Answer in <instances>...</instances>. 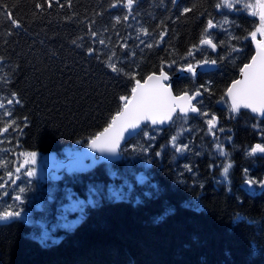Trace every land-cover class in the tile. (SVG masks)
Segmentation results:
<instances>
[{"label":"trees","instance_id":"obj_1","mask_svg":"<svg viewBox=\"0 0 264 264\" xmlns=\"http://www.w3.org/2000/svg\"><path fill=\"white\" fill-rule=\"evenodd\" d=\"M209 19L217 53L199 46ZM258 24L223 0H134L131 9L127 0H0V193L21 153L63 155L88 144L137 80L163 69L176 95L202 94L198 116L143 127L118 162L57 180L23 177L24 207L44 208L0 223V264H264V155L252 156L264 128L233 117L227 98ZM205 59L217 69L174 77ZM225 137L227 177L216 142ZM100 185L120 189L117 197L103 195L71 231L57 230L59 241L42 239L69 197ZM14 196L0 194V215L20 206Z\"/></svg>","mask_w":264,"mask_h":264},{"label":"snow or ice","instance_id":"obj_2","mask_svg":"<svg viewBox=\"0 0 264 264\" xmlns=\"http://www.w3.org/2000/svg\"><path fill=\"white\" fill-rule=\"evenodd\" d=\"M134 0H127V7L131 9ZM223 4L228 7H232L229 0H223ZM222 5L217 4L216 7L220 8ZM39 7V5H38ZM259 16H260V27L259 31L264 35V0L259 4ZM190 9H184L185 12ZM127 19V17H125ZM119 22V18H117ZM15 24L16 22L13 21ZM227 23V21H225ZM18 26V25H17ZM216 25L211 19L207 21V27L205 29L206 35L200 40L201 45H207L213 50L216 49L217 45L213 42V39L207 34L209 29L215 28ZM147 34V30H143ZM95 35V33H93ZM256 32L252 33V38L255 39ZM101 44L104 43L103 40L99 41ZM124 47H127L124 45ZM151 47V45H149ZM195 47V46H193ZM115 55V53H113ZM192 51L188 52V56H193ZM175 63V62H173ZM211 64H215V61H211ZM200 64H209L206 59L197 62L196 65L192 63L186 64L181 70L186 71L195 75L196 68ZM108 67L112 69L113 72L117 71L115 64L109 62ZM172 67V65H169ZM243 79L235 81L232 86L227 90V96L231 97V111L233 113H238L241 107L246 109H251L253 113H259L264 116V41L258 42V52L252 59L251 64H247L243 68ZM161 74L159 76L149 75L147 77V82L141 84L139 80L136 81L135 87L132 88V98L129 100L128 97H121L120 99L125 101L124 112L122 115L125 120L122 124L120 132L124 128H135L141 120L150 121L153 125L163 124L166 120H171L173 114L179 108L180 113L187 115L189 112L198 113L200 109L193 105L192 101L196 100L197 97L201 95V92L197 90L194 95L189 96L187 93L174 97L171 93V86L165 85L162 81L167 80L168 74L160 69ZM199 103V101H197ZM8 103H13L9 101ZM16 103H19L17 100ZM4 107L0 104V108ZM207 115V113H203ZM115 123V122H114ZM207 129L211 133L216 127L217 118L213 116L211 119L207 120ZM223 131V129H220ZM214 134V133H213ZM175 141V137L172 138ZM119 140V132L115 133L114 136L107 137L105 139L103 147L108 151H115L116 144ZM95 144V141L93 142ZM181 149H177L180 151ZM253 152L264 153V147L260 144H256L255 148L252 149ZM228 168H224V175L227 177ZM31 175V173H29ZM23 191V189H21ZM11 215V214H9Z\"/></svg>","mask_w":264,"mask_h":264},{"label":"rangeland","instance_id":"obj_3","mask_svg":"<svg viewBox=\"0 0 264 264\" xmlns=\"http://www.w3.org/2000/svg\"><path fill=\"white\" fill-rule=\"evenodd\" d=\"M262 0H229L232 7L224 5L226 8H239L250 15H254L258 19V26L254 32H256L255 40L264 41V35H262L258 30L260 27V16H259V4ZM218 136V135H217ZM216 138V134L213 136ZM222 136H220V139ZM229 141L228 138H223V140L217 139V147L219 156L225 159L224 167L230 170L231 165L228 162V155L225 150V145ZM77 147H72L67 149L63 155L49 154L41 155L38 153H21L18 158L16 157V168L17 172L15 175L5 179V182L1 184V193L5 197L9 196L14 192V200L20 205L15 209H6L0 215V223L10 221L13 219H27L30 217L32 211L35 209H43L42 203L30 202L27 207H24V186L20 184L23 177L37 178L42 181L57 180L63 177L69 172V169L64 166L66 158L71 157L76 152ZM228 170V172H229ZM31 173V175H29ZM228 174V173H227ZM23 189V191H21ZM117 189L114 188L105 190L102 186H92L83 198H72L69 197L68 202L64 204L60 209V213L55 216L54 222H46L43 224L42 239L44 241H54L59 238L55 235L57 230L63 232L71 231L80 221L85 217L86 211L89 207L98 204L103 195L111 197H117ZM11 214V215H9Z\"/></svg>","mask_w":264,"mask_h":264},{"label":"water","instance_id":"obj_4","mask_svg":"<svg viewBox=\"0 0 264 264\" xmlns=\"http://www.w3.org/2000/svg\"><path fill=\"white\" fill-rule=\"evenodd\" d=\"M258 42H260V41L259 40H255V39L252 40V44H253V48H254V52H255L253 57H255L257 55ZM201 46L210 48L207 45H201ZM210 49H212V48H210ZM212 51H213V53H217V47H216L215 50L212 49ZM253 57H252V59H253ZM252 59H251L249 64L252 63ZM243 68H242V70H243ZM216 69H217V65L216 64L213 65V64H211L209 62V64H207V65L200 64L196 68L195 75H193L191 73H188L186 71H182L180 69L175 74L174 77L175 78H179V77L185 76V75H192L193 77H196L199 72H209V71H214ZM242 70L240 71V74H239L238 78L235 81L241 80V79L244 78ZM160 74L161 73H159V74H151V75L159 76ZM168 77L169 78L167 80L162 81V82L166 86L167 85L171 86L172 96H174V97L181 96V95H176L174 93L173 83H172L174 78L171 75H169V74H168ZM235 81H233L231 83L229 88L232 86V84ZM146 82H147V78L143 82H140V83L141 84H145ZM187 94L189 96H192L189 93H187ZM131 98H132V95H131L130 99ZM201 98H202V94L199 97H197L196 100L192 101L193 105H195V103H197V101H199ZM228 99H229V101L231 103V97H228ZM240 111H248L252 115L258 116V117L264 119V116H262L259 113H253L251 111V109H246V108L241 107ZM123 112H124V107L122 108V110L117 115L114 116V118L112 119L111 124L108 127H106L103 131H101L99 134H97L92 140H90V142L88 144H86L81 149H79L77 152H75L71 157L67 158L65 160V162H64V165L67 166L69 168V170L80 174V173H85V172H88V171L92 170L100 162H104V163H115V162H118V161H120L122 159V155H121L122 148L128 142H130L136 135H138L141 132V130L143 129V127L150 126L151 128L165 129V128L169 127L174 122V120H175V118L177 116L189 117V116H198L200 114V112H198V113L189 112L187 115H185L183 113H180L179 108H177L176 112L173 114L172 119L171 120H166L163 124L158 123V124L153 125L150 121L141 120L139 122V124L137 125V127H135V128H124L123 131L120 132L122 124H123V122L125 120V117L122 115ZM117 132H119V140H118V143L116 144V150L115 151H108L106 148L103 147L105 139L107 137L114 136V134L117 133ZM94 141H95V144L93 143ZM255 153H256V155L262 154V153H260L258 151L255 152ZM248 184L249 183H247V185Z\"/></svg>","mask_w":264,"mask_h":264},{"label":"flooded vegetation","instance_id":"obj_5","mask_svg":"<svg viewBox=\"0 0 264 264\" xmlns=\"http://www.w3.org/2000/svg\"><path fill=\"white\" fill-rule=\"evenodd\" d=\"M260 39H264V38H260ZM254 53H255V52H254V48H253V46H252V55H251V57H250L247 61L244 62L242 68H243L245 65H247V64L250 63V61H251V59H252ZM242 68H241V70H242ZM229 105L231 106L230 102H229ZM230 109H231V107H230ZM239 113L243 114V116L247 117L249 121L253 122V124L251 125V127H252L253 129H255V130H261V129L264 128V119H262V118H260V117H258V116H254V115H252L251 113H249L248 111H239ZM237 114H238V113H235V114H234L233 112H231V115H232L233 117H236ZM216 129L218 130V120H217V124H216V127L214 128V130H216ZM254 148H255V147H254ZM262 155H264V153H262V154H260V155H256V153L252 151V156H256V157H257V156H262Z\"/></svg>","mask_w":264,"mask_h":264},{"label":"bare ground","instance_id":"obj_6","mask_svg":"<svg viewBox=\"0 0 264 264\" xmlns=\"http://www.w3.org/2000/svg\"><path fill=\"white\" fill-rule=\"evenodd\" d=\"M200 48H205V47H202L201 44L199 45ZM87 212V211H86ZM61 238L59 237L58 239L54 240V241H59Z\"/></svg>","mask_w":264,"mask_h":264}]
</instances>
